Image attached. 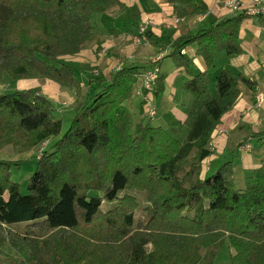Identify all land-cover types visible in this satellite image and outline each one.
I'll return each mask as SVG.
<instances>
[{
  "label": "trees",
  "instance_id": "1",
  "mask_svg": "<svg viewBox=\"0 0 264 264\" xmlns=\"http://www.w3.org/2000/svg\"><path fill=\"white\" fill-rule=\"evenodd\" d=\"M165 2L183 21L204 14L208 20L207 28L176 38L165 56L184 69L183 89L193 98L185 120L164 114L167 128L147 122L148 114L136 119L126 104L142 66L122 65L107 83L92 80L93 94L83 100L77 68L61 59L89 48L95 16L127 8L121 0H0V83L4 73L14 80L40 77L80 95L63 132L54 102L39 88L0 93V149L21 135L29 147L52 138L26 193L12 179L18 164L0 159V248L10 242L15 264H215L226 241L233 251L228 264H264V164L243 189L234 185L230 161L201 177L214 130L241 86L251 84L223 69L213 95L208 73L217 52L241 53L244 16L218 17L205 0ZM148 34L154 46L164 44ZM189 46L203 58L204 72L195 73L182 54ZM155 88L156 97L165 91L164 76Z\"/></svg>",
  "mask_w": 264,
  "mask_h": 264
},
{
  "label": "crops",
  "instance_id": "2",
  "mask_svg": "<svg viewBox=\"0 0 264 264\" xmlns=\"http://www.w3.org/2000/svg\"><path fill=\"white\" fill-rule=\"evenodd\" d=\"M121 1L128 8H131L134 6V3L139 0ZM205 1L208 5L209 12L218 17L244 16L239 27V41L242 48L241 53L228 54L225 51L217 52L215 61L217 56H219L223 67L222 70L229 69L237 73H242L251 81V84L241 86V94L236 104L223 116L220 124L214 130L208 144L211 153L202 162V177L203 179H209L215 175L221 165L230 161L233 164L234 185L237 189H243L252 180L251 177L253 172L264 164V136L261 133L264 132V102L262 106H258L257 101L258 95H263L264 97V17L248 16L243 11H232L230 8L226 7L223 2H217V0ZM141 3L139 10H136L137 19H139L138 25L147 18H154L155 24L152 28H156L159 25L157 22H171V24L165 26L163 31L155 29L158 37L163 40V45L168 46V53L165 56L171 52L172 42L181 34L188 31L196 32L202 28L208 27L207 15L204 14L203 16H197L190 22L181 19L182 23L178 24L180 25L179 27L176 25V27L174 26L169 30L173 24V16H175L172 5L165 2V0H141ZM103 14H106V12L98 16L102 18ZM94 33L96 35L95 30ZM96 37L89 48L74 55L75 59L73 62L78 64V68L80 67L83 71L85 66H88L90 61L93 60V55L91 53L94 54V52L97 51L98 41H103V39L100 40ZM106 43H102V45ZM107 46V49H109V47L110 49H114L116 54H126L127 46L124 40H119L112 44L109 43ZM151 47L153 49V55H155L158 52V47L153 44H151ZM196 49V46H189L185 48L184 54L192 61V70L195 73L204 72L207 70L206 64L203 58L196 53ZM84 55H86L88 59L85 60L83 58ZM165 56L161 59L160 63H158L161 68L160 76H164L162 73V65L166 60ZM152 67H154V65L150 68ZM171 71L172 74L168 79L172 85V99L169 104L170 110H167L164 114L172 112L178 119L185 120L193 103V98L192 96L188 98L183 95V93H179V89L174 86V83L177 79H180L184 86V83L189 77L185 74L183 68L177 67V69H173L171 66ZM208 73L210 76V69ZM168 79L165 77L166 92L168 89ZM82 80L83 78H80L81 85H84V81ZM139 85H141V83ZM91 89L94 91V84H92ZM155 91L154 98L156 97ZM184 96L185 98H183ZM128 104L131 106L133 114L134 111L138 109L141 111V114H143L142 116L147 115L143 99L136 95V90L133 98ZM231 122L234 126H231ZM158 125L164 126L165 128L168 127L167 123ZM224 128H227L226 135L229 134L228 136L222 134ZM245 144H251V151H243L241 149ZM231 252L233 251L231 250ZM228 260L229 256L228 259L226 258L221 264H228ZM215 264L219 263L216 262Z\"/></svg>",
  "mask_w": 264,
  "mask_h": 264
},
{
  "label": "rangeland",
  "instance_id": "3",
  "mask_svg": "<svg viewBox=\"0 0 264 264\" xmlns=\"http://www.w3.org/2000/svg\"><path fill=\"white\" fill-rule=\"evenodd\" d=\"M141 4V0H139L138 2H135L134 6L131 8H120L116 6L107 10L106 14H103L102 18L101 16H98L99 14L96 15V21L94 20V30L97 37L96 35L95 37L100 40L103 39V41H98L97 51H95L94 54L91 53L93 55V60L90 61V64L88 66H85L84 71L80 67L78 68V64L73 62V60L75 59L74 55L63 56L61 58L63 62L76 67L79 79L83 78L82 81H84V85H81L82 89L84 90L82 95L83 100H88L89 97L93 94V90L90 86L92 84V80L101 79L107 83L110 80L113 71L118 70L120 66L122 67V65H139L143 67L142 73L139 76L138 83L137 85H135L133 91L134 96L135 90L138 88V86L140 87L139 84L141 83V75L144 73V71L146 69H149L152 65L158 64L161 61V59H159L160 52L163 49H168V46H159L158 52L153 55V49L151 47V44L153 43L151 42L148 33L149 30H154L153 32L156 34L155 29H160L161 31H163L165 29V26L171 24V22H157L159 25L156 28H152L153 26H149L146 32L147 42L141 45L135 44L134 38L138 33L139 25L147 20L154 21V18H147L143 20L139 25L137 24L139 22V19H137L136 10H139ZM176 18H178L176 15L173 16V24L169 30H171L174 26L176 27V25L182 23V20L180 18V22H176ZM179 26L180 25H178V27ZM119 40L125 41V44L127 46L126 54H116L114 49H110V47L109 49L106 48L107 44L116 43ZM102 43H106V46L102 45ZM83 58L85 60L88 59L86 55H84ZM171 66L173 69H177L176 63L171 58H166L164 64L162 65V73L167 79L172 74ZM222 68L223 67L221 59L219 56H217L214 66L210 68V89L213 95H217V90L215 87L216 76L219 74V72H221ZM182 84L183 83L181 82V80L177 79L174 83V86L179 89V93H183V95L191 98V95L183 89ZM33 87L39 88V91L42 94L45 93L44 95H46L54 102L57 111L56 115L58 116V118L63 119V132L66 131L69 128L70 123L75 115V106L77 105V101L80 96L78 95L76 88L63 87L52 80L49 81L48 79L40 77L33 79L14 80L10 76H8L7 73H4L3 80L0 83V93L4 94L7 92H13L15 90H22ZM167 87V92L165 88L163 94L161 93L158 97L154 98V104L157 108V115L155 116V118L151 119L149 117H146L147 122H150L152 125L166 123L164 119V112L170 110L169 104L171 103L172 99V85L169 79L167 80ZM185 96L183 98H185ZM126 104L131 107L128 103ZM142 115L143 114H141L140 110L136 109V111H134V116L136 117V119H139L140 117H142ZM231 126H234V124L232 123ZM187 132V128L184 127L181 133H179L178 135L179 139L184 140L187 136ZM226 132L227 128H224L222 134L228 136L229 134L226 135ZM49 142H51L52 144V138L40 143L35 147H29L27 135H21L9 142H5L3 144V147L0 149V159L11 160L14 163L18 164L17 166L15 165L12 169V179L21 184L23 193L27 192L28 179L36 169L38 161L37 159L42 158L46 150L51 145H48ZM241 149L243 151H251L252 148L249 150L243 148L242 146ZM95 194L101 195L100 192H95ZM138 198L141 203L144 201L142 195H139ZM110 206L111 205L107 204V202L104 204L105 209H108ZM136 219L137 222H140L143 219L141 208L137 210ZM12 227L18 231H24L25 229L24 225H14ZM230 253L231 250L229 242L226 241L216 259V262L221 264L226 260V258L228 259ZM17 259L18 254L16 253V250L12 247L10 242L5 244L4 247L0 248V264H15Z\"/></svg>",
  "mask_w": 264,
  "mask_h": 264
},
{
  "label": "built area",
  "instance_id": "4",
  "mask_svg": "<svg viewBox=\"0 0 264 264\" xmlns=\"http://www.w3.org/2000/svg\"><path fill=\"white\" fill-rule=\"evenodd\" d=\"M217 2H223L224 5L230 8L232 11H243L248 16H262L264 17V0H217ZM176 22H180L179 18H176ZM155 24L152 20H147L139 25V30L134 38V42L137 45H141L147 42L146 32L149 26ZM185 51L183 50L182 53ZM168 53V49H163L160 52L159 59H162ZM121 67V66H120ZM161 68L159 64H155L154 67L147 69L141 75V85L136 89V95L143 99L146 113L151 118H154L157 114V110L154 104V91L159 78ZM258 106H262L264 102L263 95L257 97ZM243 148L251 149V144L243 145Z\"/></svg>",
  "mask_w": 264,
  "mask_h": 264
},
{
  "label": "bare ground",
  "instance_id": "5",
  "mask_svg": "<svg viewBox=\"0 0 264 264\" xmlns=\"http://www.w3.org/2000/svg\"><path fill=\"white\" fill-rule=\"evenodd\" d=\"M184 53H185V52H184ZM184 53H182V54H184ZM162 59H163V58H162ZM120 68H121V67H120ZM120 68H119V69H120ZM160 72H161V71H160ZM159 76H160V74H159ZM156 85H157V84H156Z\"/></svg>",
  "mask_w": 264,
  "mask_h": 264
}]
</instances>
